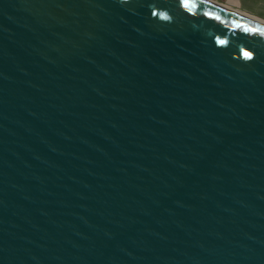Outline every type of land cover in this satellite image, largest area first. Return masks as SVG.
Listing matches in <instances>:
<instances>
[{
  "label": "water",
  "instance_id": "obj_1",
  "mask_svg": "<svg viewBox=\"0 0 264 264\" xmlns=\"http://www.w3.org/2000/svg\"><path fill=\"white\" fill-rule=\"evenodd\" d=\"M0 264H264V22L0 0Z\"/></svg>",
  "mask_w": 264,
  "mask_h": 264
},
{
  "label": "crops",
  "instance_id": "obj_2",
  "mask_svg": "<svg viewBox=\"0 0 264 264\" xmlns=\"http://www.w3.org/2000/svg\"><path fill=\"white\" fill-rule=\"evenodd\" d=\"M264 22V0H212Z\"/></svg>",
  "mask_w": 264,
  "mask_h": 264
},
{
  "label": "snow or ice",
  "instance_id": "obj_3",
  "mask_svg": "<svg viewBox=\"0 0 264 264\" xmlns=\"http://www.w3.org/2000/svg\"><path fill=\"white\" fill-rule=\"evenodd\" d=\"M181 2L184 6H189L190 4V0H181ZM205 15H207V13H205ZM244 55L249 57L250 59L252 58L251 54L248 52H245Z\"/></svg>",
  "mask_w": 264,
  "mask_h": 264
}]
</instances>
